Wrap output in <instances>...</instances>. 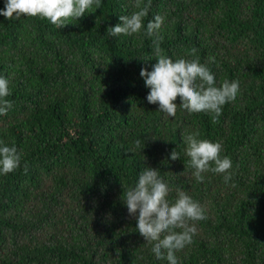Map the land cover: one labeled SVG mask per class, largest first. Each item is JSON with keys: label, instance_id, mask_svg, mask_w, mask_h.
Returning a JSON list of instances; mask_svg holds the SVG:
<instances>
[{"label": "trees", "instance_id": "1", "mask_svg": "<svg viewBox=\"0 0 264 264\" xmlns=\"http://www.w3.org/2000/svg\"><path fill=\"white\" fill-rule=\"evenodd\" d=\"M133 5L102 0L62 29L0 15V76L12 93L0 141L22 154L19 169L0 175V264H168L122 200L146 166L159 170L170 201L179 188L205 209L179 264H264V0H151L145 30L110 36ZM156 15L163 55L199 57L217 86L239 81L218 123L179 105L168 117L147 101L140 71L157 62L145 34ZM193 132L221 143L228 183L212 172L196 181L183 140Z\"/></svg>", "mask_w": 264, "mask_h": 264}, {"label": "clouds", "instance_id": "2", "mask_svg": "<svg viewBox=\"0 0 264 264\" xmlns=\"http://www.w3.org/2000/svg\"><path fill=\"white\" fill-rule=\"evenodd\" d=\"M133 6L136 11L131 15L119 16L120 22L107 29L110 36L139 34L145 30L144 20L149 14L151 0H147V3L134 0ZM101 7L102 0H5V8L0 10V15L9 21L19 20L22 16L46 19L57 29H62L74 24L71 21H79L86 13H94ZM163 24L164 18L156 15L146 25L145 34L155 36L153 52L157 61L151 66V71L147 68L140 71L145 86L150 89L147 101L158 104V110L168 117L176 116L179 105L190 114L210 113L212 123H218L223 106L236 100L240 92L239 81L225 80L217 86L215 75L206 64L200 62L199 57L174 61L163 55L160 48L163 37L159 35ZM195 53L196 49H192L193 56ZM208 59L215 62L213 57ZM11 94L9 80L0 76V116L7 115L11 109L12 102L7 99ZM178 98L179 103L176 102ZM199 135V132H193L183 136L192 175L197 182H203L205 173L223 174L224 182L228 183L234 175L231 159L221 156V143L198 139ZM135 144L141 148L140 140ZM170 159L179 160V153L175 149L171 151ZM21 160L22 154L15 145L7 146L0 141V175L15 172L20 168ZM24 172H28L27 163L24 164ZM169 192V185L160 176L159 170L146 166L139 174L138 182L123 192L122 200L129 216L136 220L137 231L146 243L152 245L151 251L155 257L158 260L166 259L168 264H179L176 253L193 243L197 232L194 222L207 217L200 203L183 190L176 189L174 201L168 199Z\"/></svg>", "mask_w": 264, "mask_h": 264}]
</instances>
